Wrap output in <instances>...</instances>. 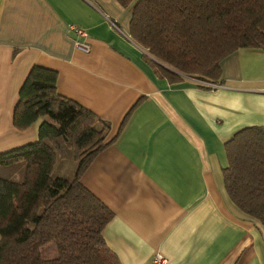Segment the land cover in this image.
Here are the masks:
<instances>
[{"label":"crops","instance_id":"0c3cea01","mask_svg":"<svg viewBox=\"0 0 264 264\" xmlns=\"http://www.w3.org/2000/svg\"><path fill=\"white\" fill-rule=\"evenodd\" d=\"M129 20L115 0H0V153L36 140L37 122L17 131L12 113L31 67L53 70L59 95L110 124L112 143L79 181L111 212L102 237L121 264H264V231L221 176L223 144L264 126V53L224 58L218 89L170 84L130 40ZM70 26L87 33V53Z\"/></svg>","mask_w":264,"mask_h":264},{"label":"trees","instance_id":"16d2710c","mask_svg":"<svg viewBox=\"0 0 264 264\" xmlns=\"http://www.w3.org/2000/svg\"><path fill=\"white\" fill-rule=\"evenodd\" d=\"M115 1L130 13V40L170 84L221 85L224 58L241 49L264 53V0ZM56 79L55 71L34 65L18 91L12 127L37 122L36 140L0 153V264H121L102 237L111 212L79 181L112 143L110 124L59 95ZM223 150L224 193L264 231V126L237 130ZM68 154L73 177L53 176Z\"/></svg>","mask_w":264,"mask_h":264},{"label":"built area","instance_id":"2783aa9c","mask_svg":"<svg viewBox=\"0 0 264 264\" xmlns=\"http://www.w3.org/2000/svg\"><path fill=\"white\" fill-rule=\"evenodd\" d=\"M68 32H72L76 36V40H74V48L82 51L84 53H87L89 50L88 45L85 43V39L87 38V33L79 28H76L74 26L68 27ZM197 83L201 86L208 87L209 89H218L221 86L218 84H210L202 81H197ZM165 260L161 257V255H154L152 257V264H165Z\"/></svg>","mask_w":264,"mask_h":264},{"label":"rangeland","instance_id":"374dc122","mask_svg":"<svg viewBox=\"0 0 264 264\" xmlns=\"http://www.w3.org/2000/svg\"><path fill=\"white\" fill-rule=\"evenodd\" d=\"M69 155L70 154H68L65 159H58L56 161L54 169L52 171L53 176L63 177L67 180H70L73 177L75 171V163Z\"/></svg>","mask_w":264,"mask_h":264}]
</instances>
